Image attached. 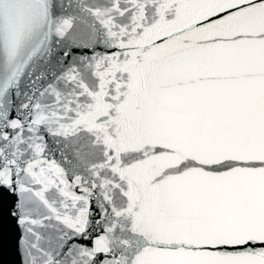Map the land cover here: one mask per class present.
Returning <instances> with one entry per match:
<instances>
[{
  "label": "snow or ice",
  "instance_id": "obj_1",
  "mask_svg": "<svg viewBox=\"0 0 264 264\" xmlns=\"http://www.w3.org/2000/svg\"><path fill=\"white\" fill-rule=\"evenodd\" d=\"M0 189L21 264H264V0H0Z\"/></svg>",
  "mask_w": 264,
  "mask_h": 264
},
{
  "label": "water",
  "instance_id": "obj_2",
  "mask_svg": "<svg viewBox=\"0 0 264 264\" xmlns=\"http://www.w3.org/2000/svg\"><path fill=\"white\" fill-rule=\"evenodd\" d=\"M5 192L0 189V193ZM14 203V196L8 200L0 199V264H21L18 252L19 229L10 214Z\"/></svg>",
  "mask_w": 264,
  "mask_h": 264
}]
</instances>
